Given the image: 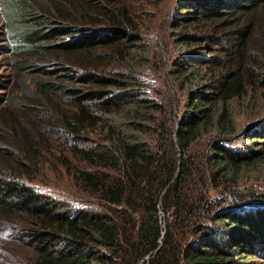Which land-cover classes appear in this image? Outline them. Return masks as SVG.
I'll list each match as a JSON object with an SVG mask.
<instances>
[{"label":"trees","instance_id":"obj_1","mask_svg":"<svg viewBox=\"0 0 264 264\" xmlns=\"http://www.w3.org/2000/svg\"><path fill=\"white\" fill-rule=\"evenodd\" d=\"M37 2L45 9L28 0L5 8L7 38L29 82L20 102L0 97V221L21 232L31 264H252L264 252V196L228 180L264 160V118L238 132L232 101L252 85L251 98L264 105V66L189 88L179 118L177 104L168 113L131 93V0ZM180 9L192 24L238 25L222 58L242 59L256 36L264 43V0H190ZM63 32L75 38L56 47ZM47 52L64 59L66 74L49 69ZM218 57L184 56L170 74L175 83L194 79L187 63L220 66ZM237 134L243 147L234 146ZM57 145L68 155L57 159L61 189L88 202L83 208L36 186L51 187L39 179ZM220 189L237 195L239 209L210 196Z\"/></svg>","mask_w":264,"mask_h":264},{"label":"rangeland","instance_id":"obj_2","mask_svg":"<svg viewBox=\"0 0 264 264\" xmlns=\"http://www.w3.org/2000/svg\"><path fill=\"white\" fill-rule=\"evenodd\" d=\"M25 1L0 0V97L3 96L5 100L10 99L12 103L20 102L18 97L21 95L22 89L27 87L29 80L27 71L23 72L21 68H18L24 59L16 62L19 59L13 56L11 48L14 46L7 38L5 8L7 6L16 7L20 2L25 5ZM37 1L28 0V3L38 11L45 9V6H41ZM189 2L190 0H131V3L128 2L131 5V75L135 79L131 81L133 83L131 84V93H133L134 98L138 97L141 101L148 102L145 104L167 105L168 113L170 111L169 104H177L178 108H173V114L179 111V118L184 114V101L188 96L189 88L194 90L202 84L213 83L216 79L227 76L237 69L245 68L246 70L249 67L257 73L258 69L264 66L263 36H256L248 49V51L251 49L252 60L250 58L245 59L248 51L244 52L243 49L239 52L243 57L242 59H239L237 54H231L230 57L232 58H222L221 51L230 49L234 42L230 31L238 30V25L229 23V27L222 24L214 27L213 20H204L203 23L199 21L192 24L191 20L187 18L188 13L180 9V6L184 7L185 4L188 6ZM207 9L206 6L205 10ZM235 17H241V15H235ZM72 33H61L53 44L58 47L63 42L75 38ZM209 44H212L213 48ZM209 52L210 54H207ZM200 55L219 56L222 58V64L206 67L203 65L196 66L197 62L187 63L195 64V73L198 76L194 79L182 78L179 80L181 83H175L170 74L174 63L183 59L184 56ZM18 57L20 58L21 55ZM44 59L50 70L61 71L63 75L67 73L64 59L60 58L57 53L47 52ZM184 68H188V66L184 65ZM78 72L81 73V70ZM182 86L185 87L184 90L181 88ZM251 86H246L242 95L233 98L232 101L238 132L252 127V124L264 118V105L260 100L261 97L251 98L253 95ZM5 106V104L2 105V107ZM164 117L162 115L156 116L157 120H162ZM214 137H216L214 134H210L207 139L204 138L207 141L202 142L204 140L202 139L192 149L190 154L192 161L202 157L207 150V144L213 141ZM235 137L237 138L234 146L243 147L244 142L239 138V134ZM55 149L56 152L49 156L50 162L48 163L50 166L45 165L46 169L39 179L44 183H50L51 187L36 186L41 187L43 191H47L53 197H67L76 209L87 206L86 203L88 202H83L82 197L67 196L63 192V184L58 171L63 173L64 170L57 165L59 163L57 159L62 155H68L65 153L64 145H57ZM65 180H68L70 184L71 179L68 176H65ZM228 182L229 184L235 183L239 192L255 191L257 197L264 196V160L253 170H243L236 181L228 180ZM210 196L223 199L221 200L223 208L239 209L240 204L236 202L237 197H235L237 195H232L229 192L222 194L220 189L212 191ZM163 217L161 212V222ZM161 226L164 227L163 222ZM26 243L27 241L21 236L20 231L11 229L3 219L0 221V264H31L35 254L29 250L30 248ZM99 249L104 252L103 248ZM138 264L143 263L141 261ZM252 264H264V252L258 258L253 259Z\"/></svg>","mask_w":264,"mask_h":264}]
</instances>
